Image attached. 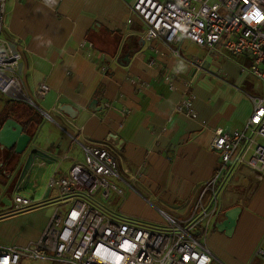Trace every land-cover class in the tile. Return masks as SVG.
<instances>
[{"label":"crops","instance_id":"crops-1","mask_svg":"<svg viewBox=\"0 0 264 264\" xmlns=\"http://www.w3.org/2000/svg\"><path fill=\"white\" fill-rule=\"evenodd\" d=\"M135 2L8 1L4 34L23 53L19 76L33 104L25 103L43 122L28 124L27 110H12L11 118L23 125L31 142L21 155L16 145L0 144L1 246L23 248L38 240L52 215L41 211L51 205L20 210L6 199L16 193L43 199L48 193L39 190L41 181L58 167L60 157L83 159L84 147L92 143L114 150L120 180L137 188L129 190L133 204H142L147 214H161L153 223L163 224L164 214L187 218L220 163L210 147L214 131L244 128L254 108L250 97L263 94L262 81L249 71L248 56L232 58L222 48L209 50L188 39L171 45L149 41L138 18L128 23ZM195 60L203 62L200 71ZM42 85L50 88L44 97L38 95ZM189 89L195 118L178 112ZM9 99L0 92V114ZM124 202L116 210L129 215ZM234 207L242 212L228 240L217 233L216 224ZM220 208L209 237L222 256L208 240L205 245L224 264H254L261 257L258 250L264 251V180L250 168H235ZM19 264L57 263L26 258Z\"/></svg>","mask_w":264,"mask_h":264},{"label":"built area","instance_id":"built-area-1","mask_svg":"<svg viewBox=\"0 0 264 264\" xmlns=\"http://www.w3.org/2000/svg\"><path fill=\"white\" fill-rule=\"evenodd\" d=\"M8 1L0 0V92L20 100L26 97L19 76L23 53L4 34ZM130 11L128 23L138 18L149 41L159 39L171 45L188 39L209 50L222 48L232 58L248 56L249 71L264 86V0H136ZM172 52L181 57L179 49ZM194 66L200 71L203 62L195 60ZM49 89L42 85L38 95L44 97ZM189 92L178 112L195 118ZM250 98L254 108L244 128L214 131L210 147L219 154L220 163L204 183L187 218L164 214L163 224H148L142 218L107 210V201L123 196L111 178H123L114 150L107 144L92 143L84 147L83 159L69 154L60 157L43 199L14 194L17 209L48 204L54 210L38 240L23 248L0 245V261L6 258L8 264H19L27 258L57 264H224L205 245L221 212L220 195L240 166L264 180V92ZM257 255L264 259L262 249Z\"/></svg>","mask_w":264,"mask_h":264},{"label":"water","instance_id":"water-1","mask_svg":"<svg viewBox=\"0 0 264 264\" xmlns=\"http://www.w3.org/2000/svg\"><path fill=\"white\" fill-rule=\"evenodd\" d=\"M20 100L24 102H29L30 104H33L32 101H30L27 97H23ZM37 109L44 114L45 116H48L47 113H45L43 110H41L39 107ZM14 125L15 130L10 131L11 126ZM32 136L29 134L24 133V127L23 125L17 123L14 121L13 118L7 119L5 122L0 124V144L3 146V148L10 149L14 145H16L15 152L17 154H23L27 147L29 146L31 142ZM7 201H5V204H9L11 208L13 207V200L12 198H7ZM242 212L241 207H234L230 210H228L225 214V220L218 222L216 224V229L220 233H224L227 236H232L235 232V229L238 224V220L240 217V214Z\"/></svg>","mask_w":264,"mask_h":264},{"label":"rangeland","instance_id":"rangeland-1","mask_svg":"<svg viewBox=\"0 0 264 264\" xmlns=\"http://www.w3.org/2000/svg\"><path fill=\"white\" fill-rule=\"evenodd\" d=\"M105 35L99 34V37L104 38V37H106ZM1 121H2V118H0V122ZM50 175H49V177H50ZM122 175L126 176V174L124 172H123ZM49 177H47L45 180L41 181L40 188H39L40 191H45V192L48 191V185L47 184H48ZM111 180H113L114 182H116L118 184V187L123 190V194L124 195L122 197L114 196L109 202L107 201L106 204H105L107 210L115 211L118 208V206H121V204L126 199V201L123 204V211L125 213H129V215H131V216H133L135 218H144L146 220V223H148V224H153L152 221L160 222L159 215H161V214H153V213L152 214H147L148 212L145 209H143L144 206L142 204H140V203L133 204V201H131V199L129 198L130 197L129 196L130 195L129 190L133 191L132 189H134V187H135L134 183H130V182L128 183L127 182V184L129 185V186H127L126 184H123L122 180H120L117 177H113V178H111ZM135 189H137V188L135 187ZM25 196H27V195H25ZM53 210H54V208H52V206H50V207L44 208L41 211H43L45 214H49L50 215V214H52ZM115 212H118V211L116 210ZM130 213H133V214H130ZM171 216L174 217V215H171ZM152 218H154L155 220H153ZM217 233H218V231H217ZM219 234L223 238H226L228 240H231L232 238H234L232 236H227L226 234L224 235L223 233L221 234L220 232H219ZM207 240H208V245L211 246L212 240H210V237ZM221 246H222L223 251L227 252V243L224 242V243H222ZM211 247L214 250V252L217 253L218 256H222L221 254H219V252L213 246H211ZM232 256L236 257L237 255L234 252V253H232ZM255 257H257V256H255ZM257 258L258 259L255 260L254 264H264V262H263L261 257H257ZM233 259L236 262H240L236 258H233Z\"/></svg>","mask_w":264,"mask_h":264},{"label":"trees","instance_id":"trees-1","mask_svg":"<svg viewBox=\"0 0 264 264\" xmlns=\"http://www.w3.org/2000/svg\"><path fill=\"white\" fill-rule=\"evenodd\" d=\"M22 108H24L25 110L29 112L28 124L40 125L43 122V116L40 113L34 111V109L29 104L21 100L9 99L6 102V105L0 114V118H2V123L11 117L12 110H20Z\"/></svg>","mask_w":264,"mask_h":264},{"label":"clouds","instance_id":"clouds-1","mask_svg":"<svg viewBox=\"0 0 264 264\" xmlns=\"http://www.w3.org/2000/svg\"><path fill=\"white\" fill-rule=\"evenodd\" d=\"M0 264H8L7 259L5 258L3 261H0Z\"/></svg>","mask_w":264,"mask_h":264}]
</instances>
